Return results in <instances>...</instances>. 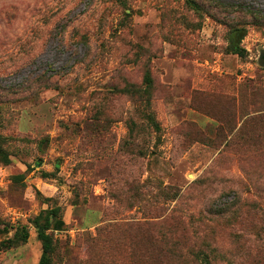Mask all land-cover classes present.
<instances>
[{
    "label": "rangeland",
    "instance_id": "1",
    "mask_svg": "<svg viewBox=\"0 0 264 264\" xmlns=\"http://www.w3.org/2000/svg\"><path fill=\"white\" fill-rule=\"evenodd\" d=\"M186 1L0 0V264H264V0Z\"/></svg>",
    "mask_w": 264,
    "mask_h": 264
},
{
    "label": "trees",
    "instance_id": "2",
    "mask_svg": "<svg viewBox=\"0 0 264 264\" xmlns=\"http://www.w3.org/2000/svg\"><path fill=\"white\" fill-rule=\"evenodd\" d=\"M192 9L198 10L200 9V5L197 4L194 0L186 1ZM246 35V28L241 26H233L230 29L229 34V45L228 51L235 53L241 57L246 55V50L243 47H240V41ZM264 61V55L262 57ZM143 86H135L133 84L125 87V91L133 95V97L143 100L145 102L144 108V119L147 121L148 125L152 127L154 131L160 130L159 122L156 120L154 112L151 110L149 97L151 94V87L153 83V79L151 77L150 72H146L143 78ZM11 154L6 147V139L2 135H0V163L2 165H9L11 163ZM55 168H58V163L55 164ZM49 173H43L44 176H48ZM12 181L15 184H23L24 175L23 173L14 174L12 176ZM234 203V202H233ZM233 203L229 204L232 205ZM227 205V206H229ZM220 208L217 210V213H225L227 208ZM31 224L33 225L36 237L41 243V255L37 264H52V257L55 251V239L53 237L52 231L60 230L63 228L64 221L61 216L60 207H52L46 210L41 211L36 216L31 219ZM8 231V227L4 226L1 229L2 233ZM147 239L151 243H155V234L149 233ZM29 237V230L26 224H19L16 226L11 237H7L6 239L0 241V248L8 249L11 247L18 246L27 241ZM160 253L164 252V250H159ZM214 251V249L212 250ZM194 259L201 264H209L210 259L208 258V254L205 251L197 252L194 255Z\"/></svg>",
    "mask_w": 264,
    "mask_h": 264
}]
</instances>
